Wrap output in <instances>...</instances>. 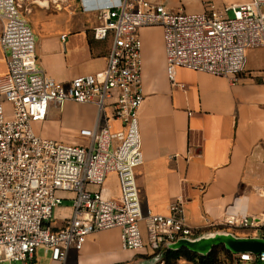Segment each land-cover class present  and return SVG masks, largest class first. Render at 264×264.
<instances>
[{"label":"built area","instance_id":"1","mask_svg":"<svg viewBox=\"0 0 264 264\" xmlns=\"http://www.w3.org/2000/svg\"><path fill=\"white\" fill-rule=\"evenodd\" d=\"M81 2L84 10L98 13L94 37L109 38L111 45L103 70L64 85L41 66L21 0H0L6 64L0 77V261L10 264H39L40 248L67 264L70 250H81L89 233L114 227L121 231L124 249L148 244L154 255L163 254L170 242L202 233L185 221L181 195L168 214L141 207L135 175L144 161L138 117L144 101L140 29L162 27L171 80L182 66L236 83L247 69V50L264 47V0L221 6L208 0L194 12L152 0ZM67 100L97 108L95 123L76 130L80 143L38 135L33 123L45 119L51 104L62 109ZM111 119L121 127L112 129ZM111 172L118 178L115 194L105 185ZM253 191L264 205V185H254ZM64 198L72 200V213L59 225L54 211ZM223 226L261 230L264 236V209L228 215ZM233 255L238 262L264 264V252Z\"/></svg>","mask_w":264,"mask_h":264},{"label":"crops","instance_id":"2","mask_svg":"<svg viewBox=\"0 0 264 264\" xmlns=\"http://www.w3.org/2000/svg\"><path fill=\"white\" fill-rule=\"evenodd\" d=\"M21 2L23 10L31 13L32 6ZM39 6L32 29L47 75L68 85L76 76L106 67L111 40L94 37L93 28L100 21L96 11L82 7L84 12L75 13L57 5L56 9ZM140 36L144 101L138 117L144 161L135 175L141 207L168 214L170 204L181 195L185 221L198 229L223 226L228 215L264 209L253 191L254 185H264V67L248 66V50L255 48L247 50V69L236 83L228 76L182 66L174 69L171 80L162 27L144 26ZM5 71L0 47V77ZM96 111L93 104L73 100L65 101L62 109L51 104L45 119L35 121L33 128L40 136L63 139L64 129L92 126ZM110 124L112 129L121 127L118 119ZM55 210L60 225L62 218L71 215L72 206L61 204ZM220 229L238 236L261 234ZM162 256L154 255L148 244L124 249L121 231L114 227L89 233L81 250H70L67 264H164ZM51 264L60 263L51 259Z\"/></svg>","mask_w":264,"mask_h":264},{"label":"rangeland","instance_id":"3","mask_svg":"<svg viewBox=\"0 0 264 264\" xmlns=\"http://www.w3.org/2000/svg\"><path fill=\"white\" fill-rule=\"evenodd\" d=\"M155 2H163L167 5V7L171 9H178L180 6H182L186 11L188 12H194V11H200L203 8L204 1L208 0H152ZM211 2L216 3L218 6L221 5H229L236 1H243V0H210ZM32 6L31 13H28L26 10L24 11L21 9V14L23 17H25L28 21V23L31 25V27L34 29L35 24L33 21V17H35V14L38 11V8H40L39 4L35 2V0H26V5ZM59 7H61L64 11L72 10L75 13H81L84 12L82 9V2L81 0H59ZM51 9H56V3L51 0L50 3ZM55 7V8H54ZM229 14L231 15L232 12L230 11ZM88 16L92 15L91 13H87ZM248 50V66H257V67H264V48H255L251 50L252 52H249ZM255 80L262 81L261 77H255ZM65 138H63L64 141L71 142V143H80V137L77 134V131L74 129V131L70 129H64L63 131ZM105 185L107 187H110L112 190V193H116L118 191V178L117 174L115 172L109 173V175L106 178ZM72 200L69 198H64L62 200V205H71ZM64 212V211H62ZM60 213V212H59ZM56 214V210L54 211V217ZM58 217V216H57ZM231 230L235 231L236 233H261V230H247L244 228H230ZM38 260L40 261V264H51V258L50 253L46 254L42 248L38 250L37 254ZM223 256V254H221ZM225 256H223L224 258ZM147 258V256H145ZM226 263L227 264H252L251 262H238L236 261V258H234V255L231 257L226 256ZM184 260V259H182ZM185 264H192L191 262H188L184 260ZM238 262V263H237ZM0 264H10L9 260H2L0 261ZM13 264H21L19 261L13 262Z\"/></svg>","mask_w":264,"mask_h":264},{"label":"water","instance_id":"4","mask_svg":"<svg viewBox=\"0 0 264 264\" xmlns=\"http://www.w3.org/2000/svg\"><path fill=\"white\" fill-rule=\"evenodd\" d=\"M222 244L232 253L249 252L258 254L264 252V236H238L227 229L206 230L195 236H184L176 242L168 243L170 249L182 246L191 251L205 255L211 251L214 245Z\"/></svg>","mask_w":264,"mask_h":264},{"label":"trees","instance_id":"5","mask_svg":"<svg viewBox=\"0 0 264 264\" xmlns=\"http://www.w3.org/2000/svg\"><path fill=\"white\" fill-rule=\"evenodd\" d=\"M222 225H211L208 228L199 229L201 232L213 229V228H223ZM231 257L233 253L226 249L222 244L214 245L210 252L205 255L198 254L197 252L191 251L185 246L177 249H166L163 252V262L164 264H178V261L184 259L192 264H227L225 257Z\"/></svg>","mask_w":264,"mask_h":264},{"label":"bare ground","instance_id":"6","mask_svg":"<svg viewBox=\"0 0 264 264\" xmlns=\"http://www.w3.org/2000/svg\"><path fill=\"white\" fill-rule=\"evenodd\" d=\"M52 1L55 2L57 6L60 5V4H59V0H52ZM36 2H37L38 4L44 6V7H48V6H50L51 0H36ZM83 3H84L85 5H87L86 0H83Z\"/></svg>","mask_w":264,"mask_h":264}]
</instances>
